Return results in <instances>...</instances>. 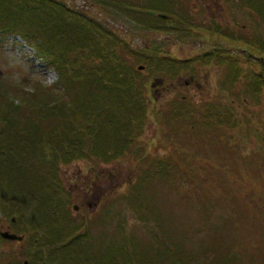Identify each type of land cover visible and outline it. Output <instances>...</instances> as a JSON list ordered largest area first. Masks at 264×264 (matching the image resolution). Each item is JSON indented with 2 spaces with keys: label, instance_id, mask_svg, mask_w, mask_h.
I'll return each mask as SVG.
<instances>
[{
  "label": "rangeland",
  "instance_id": "obj_1",
  "mask_svg": "<svg viewBox=\"0 0 264 264\" xmlns=\"http://www.w3.org/2000/svg\"><path fill=\"white\" fill-rule=\"evenodd\" d=\"M64 1L69 7L77 8L86 17L83 16L86 20V24H82L84 29L78 30L80 34L76 38L83 39L88 29L89 35L94 36V40L99 42L100 47L102 46L103 56L95 52L82 56V52L79 51L76 54L77 61L81 60V66L89 63L109 64L106 65L108 80L104 79V81L100 80L96 73H90V77L81 79L83 74L75 71L76 86L73 87L75 92L73 95L78 98L84 109L76 115L78 121L83 124L84 116L91 118L93 115H96L94 118L97 121L102 120L100 113L110 106L112 101L110 98L115 97L116 93L119 98L122 93L123 97L125 92L114 90L110 80L113 77L118 78L119 70L115 68L122 59L125 60L124 57L130 60L128 63L132 75L136 76V71L140 73L141 70L140 84L146 88L145 97L147 96L148 101L145 105V127L139 131L140 136L135 141V150L132 151L134 153L104 161L96 156L103 153L96 154L94 148H91L89 155L86 154V150L92 146L84 143L85 154H81L84 157L64 162L62 155H68L69 145L62 144L58 149L59 147L50 144L47 145L42 157L37 159L44 164L43 166H48L53 173L58 167L54 161L50 163L48 160L53 159V154L62 160L59 174L62 175L64 188L56 187L58 176L54 178L49 170L50 175L45 172L47 176L42 178L51 177V182L48 181L56 191L53 196L52 193H46L44 198L48 201L52 196L53 199L58 200V204H53L56 200L52 199V206H55L54 216L63 220V226L57 230L60 233L65 230L67 234H72V238L80 235L84 239L88 235L96 236L100 233L102 244L110 240L115 233L123 237L122 241L127 240L137 245L139 241L140 247L151 250L147 254L153 252L157 255L159 252L164 255L166 248L177 250L179 244L176 243L182 240L192 249L196 248L209 257L214 252L217 256L223 254L226 256V253H229L231 264H264V216H262L264 150H261L264 148V142L257 136L260 130L264 131V94L260 102L248 103L246 104L248 107L243 104L240 107L241 112L246 115L251 109L259 113L253 118L248 117L251 119L249 124L256 127L254 132H248L246 135L243 134L244 128L217 122L206 124L205 129L201 130L199 122L194 125L185 119L186 116L191 118L193 112L189 104L190 100L210 99L211 103L218 97L225 100V96L222 95L226 92L220 89L221 80L226 78L223 70L216 61L205 64L216 45L221 43L231 47L232 49L229 50L231 54L240 58L249 49L248 44L236 39L235 41L225 39L217 31L205 28L193 29L186 24L188 22L180 23L169 15L166 16L168 17L166 22L170 27L166 29L163 27L157 28L159 29L157 31L149 29L144 26L147 23H142L140 26L137 24L138 20L144 18L154 20V16H147L146 13L141 15V12L136 10L130 12L126 6L121 8L120 0L117 3L114 0ZM243 1L247 2V6ZM158 2L159 0H136V4L147 6L149 3L157 5ZM163 5L166 10H175L206 25L211 21H218L224 26L237 22L239 29L245 28L248 24L252 33H256L255 30L259 24L262 25L263 20L261 14H257L256 18L255 14L251 13V7L253 10L256 9L252 0H165ZM24 6L25 3L22 4V7ZM5 7L6 4L0 0V12H3ZM26 13H29L27 9ZM63 14L57 12L59 16ZM65 14L79 16L75 11H67ZM70 18L76 20L74 17ZM94 19L108 27L105 29L97 23H91L90 21ZM2 23L3 21H0V24ZM35 26L27 24L28 31L31 32H28L27 36L18 32L7 34L9 32H2L0 29V87L5 88L9 83L19 82L21 87H17L36 88L39 94L42 92L45 94L53 89L65 93L71 89L68 84L72 86L74 84L70 77V69L65 66L69 54L67 50L74 45L72 37L74 31L62 38L63 49L58 53L64 55V58L61 57L63 62L60 57L55 59L52 53L49 55L54 58L53 64L46 60L48 55H45L47 49L44 42L34 35ZM175 26H180L184 33L182 34ZM155 43L160 50L158 55L169 54L182 60L187 57H201L203 61L197 63L193 75L183 73L170 78L166 75V71L153 70L157 65L156 56L149 63L137 55V50L148 51ZM238 53L239 55L236 56L235 54ZM158 63H160L159 58ZM64 72L68 78L63 77ZM92 80L95 81L93 85L87 82ZM225 84L231 85V82L228 83L226 80ZM179 108L180 115L176 113L173 115L172 111ZM15 111V114L22 116L19 108ZM201 114L200 111L197 113L199 117L201 116L199 120L203 119ZM22 118L24 119L20 121L21 124L29 125L27 124L30 119L29 112H26ZM245 119L241 124L245 123ZM119 121H123V118ZM47 127L52 128V125ZM94 128H97L96 125ZM94 128L91 127V133L85 135L92 136V142L98 143L102 140L98 137L102 132L97 134L99 129ZM218 128H224L226 133L220 135L217 132ZM207 130L210 131L207 133ZM132 133H137V127L134 129L133 123L130 122L124 140L126 138L129 140ZM30 134L33 133L28 132L27 135ZM79 139L80 142H87L83 134ZM205 140L206 144H204ZM80 142L73 141L71 147L74 144L82 146ZM203 144L211 153L204 155L195 150L201 148ZM228 148L232 152L235 151L231 160L232 155L229 157ZM123 149L125 150L124 147ZM105 154L114 156L110 149L105 151ZM158 159L166 160L168 171L165 165L161 166L157 162ZM36 174L37 186L42 179L38 173ZM127 192H130L129 200L124 198L127 195H123ZM36 200H39L38 197ZM30 211L32 210L26 209L29 216H31ZM9 212L7 206L0 205V230L9 228L24 233L25 236L22 240L10 239L3 237L0 232V264H31V261H34V264H41V258L45 254L44 246L39 252L34 244L38 240L49 242L50 237H55L56 232L49 231L51 235L47 233L48 236L36 232L33 228L29 230L28 227L32 226V223H29L27 217L21 220L18 214L12 215ZM81 219H86L90 225L88 235H85L84 227L78 226ZM41 223L43 221L37 225ZM82 232L84 234H81ZM150 240L152 248L149 246ZM228 248L229 250L226 251ZM34 251L38 253L37 256H32ZM140 255L147 257L144 253ZM242 256H246L245 262Z\"/></svg>",
  "mask_w": 264,
  "mask_h": 264
},
{
  "label": "trees",
  "instance_id": "obj_2",
  "mask_svg": "<svg viewBox=\"0 0 264 264\" xmlns=\"http://www.w3.org/2000/svg\"><path fill=\"white\" fill-rule=\"evenodd\" d=\"M1 1L6 4L3 12H0V14H2V16L0 15V21H3V23L0 24L2 32H9L7 34L18 32L27 36L29 32L27 24L36 25L34 35L37 36L38 40L40 39L44 42L45 48L47 47L46 42L49 43V49L52 50L51 53L54 55L55 59L58 57L64 58L62 53H58L63 49L64 43L62 42V38L66 37L69 33L72 34L74 31V35L72 36L74 45L72 48H68L67 51H69V54L68 58L66 57L65 60V66L67 69H70V77L74 83L72 86L67 81L71 89L65 91V93L62 91L57 92V90L53 89L45 94H43L44 92L39 94L36 88H19L21 87L19 82L9 83V86L5 88L0 87V205L7 206L10 209L9 213L12 215L18 214L21 220L27 217L29 223H32V226L28 227L29 230L33 228L36 232L39 231L42 234L48 233L49 235H51L49 231L53 230L54 232L52 233L56 232L55 237H50L49 242H39L38 240V242L34 244L39 252L43 250L44 246L43 253L45 254L41 258V264H160L161 262H164L163 264H231L229 253H226V256L225 254L217 256L214 252L209 257L202 251L196 250V248L192 249L190 245H187L182 240L177 241L179 242L176 243V245L179 244L177 250L166 248V254L164 253V255L160 252L159 255L153 252L147 254L151 250L146 247H140L139 241L138 245L127 240L122 241L123 237L115 233L112 234L110 240L102 244L100 233L96 235L98 237L95 241L94 238L96 236L92 234L88 235L90 225L86 219H81V222L78 224L79 227H84L85 235H88L85 239L80 237V235L72 238V234H67L65 230L62 233L57 230L60 226H63V220L54 216L55 206L52 205L55 203L58 204V200L53 199L52 196L56 191L54 186L50 183L51 177L42 178L46 175L45 172L48 174L50 172L54 178L58 176L56 187L64 188L62 175L59 174L60 161L62 160L55 154H53V159L48 160L50 163L54 161L58 167L53 173L49 170L48 166H43L44 164H41L37 159L42 157L47 145L50 144L56 148L59 147L58 149H60L62 144L69 145L68 155H62L63 159H65L64 162L72 161L78 157H84L81 154H85V144H90L92 146L86 150V154L89 155L91 153V148H94L96 149V154L103 153V155L96 156L104 161H111L123 155L134 153L132 151L135 150V141L139 138V131L142 127H145L144 125L146 123L145 105L148 101L147 96L145 97L146 88L143 84H140L142 80L140 74L141 70L140 73L136 71V76L135 74L132 75L128 63L129 59L124 57L125 60L122 59L119 66L115 68L119 70L118 78L113 77L110 82L113 83L112 88L114 90L124 91L125 96L123 95L122 97V93L120 92V98L117 93L115 97L110 98L112 99L110 106L107 109L104 108L103 111L99 109L102 115V120L100 121L94 118L96 115L90 118L84 116V112H82L84 116L82 119L84 125L81 124L76 115L79 111H83L84 109H82L81 102L78 98L73 95V87L76 86L75 71H79L83 74L81 79L90 77V73H96L99 79L104 81V79L108 80L106 65H109L108 63L101 65L94 64L93 68L87 64L81 66V60L77 61L76 54L79 51L82 52V56L92 52L103 56L101 51L102 46L100 47L99 42L94 40V36L89 35L88 29H86L83 39L81 37L79 39L76 38L78 34H80L78 30L84 29L82 24H86V20L83 18L84 14L77 10V8L69 7L64 0H25V2L24 0H21V2L20 0ZM114 1L115 3L119 2L118 0ZM164 1L165 0H159L157 5L149 3L147 6L141 3L136 4V0H120L119 7L122 8L126 6L129 8L127 10L130 12L136 10L141 12V15L146 13L147 16H154V20L151 18H144V20L141 21L138 20L137 24L141 26L142 23H147V25L144 26L149 29L157 31L159 30L157 28L160 27H163V29L170 27L169 23L166 22L168 20L166 16L169 15L180 23L188 22L186 24L193 27V29L205 28L217 31V33L222 35L225 39L228 38L233 41L236 39L240 42H246L249 46L245 55L238 58L234 57L231 51H229L232 49L231 47H226V45L221 43L216 45L205 64L216 61L218 66L223 70V74H225L226 78L221 80L220 89L222 92H226L225 95H222L225 96V100L219 97L216 101H212L213 103H211L210 99L195 100L196 102L190 100L189 104L193 112L191 113V118L190 116L189 118L186 116L185 119L194 125L199 122L201 130L205 129L206 124L217 122L232 127L244 128V135L248 132H254L256 126L249 124V120L251 121V119L248 117L253 118V116H257L259 113H255L256 110L251 109L248 115H246L243 111L241 112L240 107L243 104L245 107H248L246 105L248 103L260 102L264 94V0H252L255 3L256 9L253 10L251 7V13L255 14L256 18L257 14H261L263 18L261 22L262 25L259 24L255 30L256 33H252L253 31L251 30L249 31L248 24L245 25V28L237 29V26H239L237 22L224 26L218 21H211L209 25L205 23L204 25L200 23L201 21L198 22L192 17L193 20H191L189 16L175 10H166L163 5ZM23 3H25L24 7H22ZM243 4L247 6L246 1H243ZM26 9L27 12H29L28 14L26 13ZM67 11L78 12L80 17L77 15L71 14V16L70 14H65ZM57 12H63L64 14L63 16H59ZM160 12H162V14H160ZM70 17L76 18L77 21ZM90 22L97 23L105 29L108 27L97 19ZM1 25L6 26L2 27ZM175 28L182 32L180 26H175ZM244 30L247 32H242ZM238 31L240 34H238ZM183 33L184 32H182V34ZM91 40L93 41L91 42ZM137 51V55L149 63H151L152 58L156 56L157 65L154 66L153 70L155 72H159V70L162 72L166 71V75L170 78L180 76L183 73L195 72L197 63L203 61L201 57H187L182 60L178 57H172L169 54L158 55L160 50L157 43L151 46L148 51L145 49H143V52L141 50ZM235 55L238 56L239 53ZM158 58L160 63H158ZM52 60H54L53 56ZM61 60L63 62L62 58ZM52 63L54 64L55 62L52 61ZM63 77L68 78V75L64 72ZM226 80L228 83L231 82V85L225 84ZM87 82L92 85L95 83L93 80ZM18 108L21 110L22 116H25L26 112H29L30 119L27 121L29 125L26 126L24 123L21 124L20 121L24 118L15 114V110H18ZM199 111L202 113V121L199 120L201 116L199 117L197 115ZM119 113L120 115H118ZM175 113L180 115V108L174 110V112L172 111L173 115H175ZM120 116L123 118V121H119L121 120V118L119 119ZM244 118H246L245 123L241 124ZM135 121L137 123H135ZM130 122L133 123L134 129L137 127V133L130 134L129 140L127 138L124 140V134ZM50 125H52V128L47 127ZM94 125H96L97 128H94ZM91 127L95 130L99 129L97 134L102 132V135L98 136L102 139L98 141L99 144L96 143V141L92 142V136L85 135L91 133ZM217 130L220 135L226 133L224 128H218ZM209 131L210 130H207L206 132L208 133ZM28 132H32L33 134L27 135ZM80 134L84 135L88 143L84 141L80 142V139L78 140L79 136H81ZM216 136L218 137V135ZM257 136L264 142V131L262 132L260 130ZM39 137L41 139H39ZM73 141L76 143L80 142L82 146L79 147L77 144H74L73 147H71ZM206 143L207 141L205 140L204 144ZM204 144L201 148L195 150L204 155L211 153L209 152L210 149L205 147ZM112 148H114V150H112ZM108 149H110L114 156L105 154V151ZM228 149L230 150V148ZM261 150H264V148ZM25 151H27V153H25ZM120 152L122 154H120ZM232 154L235 155V151L232 152L230 150L229 157ZM234 155L230 157V160ZM157 162L161 166L165 165L166 171H168L169 168L165 163V159H158ZM36 173H38L42 179L41 183L37 184V186L35 184ZM48 180H50V182ZM46 193H52L48 201L44 198ZM128 194H130V192L124 193L123 195H127L126 197L124 196V198L129 200ZM37 197L39 199L38 201L36 200ZM52 199L56 201L53 203ZM131 199L133 200L134 197ZM26 209L32 210L29 212L31 216L27 214ZM145 216L147 217V215ZM262 216H264V212ZM42 221L43 223L37 225ZM16 223L17 222H14V224ZM28 232L31 234V231ZM81 234L84 233L82 232ZM107 239L108 238H105V240ZM149 246L150 248L153 247L151 240ZM229 248L226 249V251H228ZM140 253H144L147 257L141 256ZM37 254L38 253L34 251L32 256H37ZM245 257L246 256H242L243 261ZM34 263V261H31V264Z\"/></svg>",
  "mask_w": 264,
  "mask_h": 264
},
{
  "label": "water",
  "instance_id": "obj_3",
  "mask_svg": "<svg viewBox=\"0 0 264 264\" xmlns=\"http://www.w3.org/2000/svg\"><path fill=\"white\" fill-rule=\"evenodd\" d=\"M1 235L5 238H10V239H18V240H22L25 236L24 233H18L16 231H12L9 228L6 229H1L0 230Z\"/></svg>",
  "mask_w": 264,
  "mask_h": 264
},
{
  "label": "bare ground",
  "instance_id": "obj_4",
  "mask_svg": "<svg viewBox=\"0 0 264 264\" xmlns=\"http://www.w3.org/2000/svg\"><path fill=\"white\" fill-rule=\"evenodd\" d=\"M46 44H47V47H46L47 51H46L45 55H48V58H46V60L48 61V63H52V56H49V55H51V50L49 49V43L46 42ZM34 49L37 50L36 48H34ZM88 65H90V67L94 68V66L92 64L89 63ZM71 73H72V70H71Z\"/></svg>",
  "mask_w": 264,
  "mask_h": 264
},
{
  "label": "flooded vegetation",
  "instance_id": "obj_5",
  "mask_svg": "<svg viewBox=\"0 0 264 264\" xmlns=\"http://www.w3.org/2000/svg\"><path fill=\"white\" fill-rule=\"evenodd\" d=\"M153 11H154V10H153ZM184 74H185V73H184ZM189 74H190V75H193V73H192V72H189ZM192 77H193V76H192Z\"/></svg>",
  "mask_w": 264,
  "mask_h": 264
}]
</instances>
